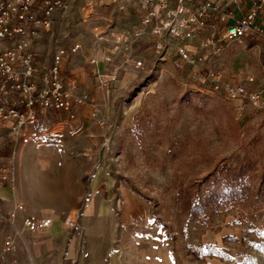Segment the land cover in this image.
<instances>
[{
	"label": "rangeland",
	"instance_id": "rangeland-1",
	"mask_svg": "<svg viewBox=\"0 0 264 264\" xmlns=\"http://www.w3.org/2000/svg\"><path fill=\"white\" fill-rule=\"evenodd\" d=\"M137 14V0H72L62 26L36 41L40 67L51 65L58 46L81 43L80 51L64 65V77L99 103L100 112L89 129H104L98 135L64 137L86 147L69 150L77 160L68 164L69 172L64 173L66 165H61L56 170L63 173L55 181L58 185L44 186V190L64 191L66 183L71 193L74 171L90 169L101 158L97 167L111 177L114 199L124 198L117 201L116 213L103 217L119 223L115 247L124 251V264H163V255L167 257L164 264H176L175 258L180 264H240L247 256L264 264V111L250 107L239 115L222 97L207 94L199 77L210 69L208 61L197 67L162 68L155 53L140 43L136 53L146 59L148 69L129 66L126 45L114 42L113 34L134 28ZM199 45L193 42L194 47ZM99 46L98 62L90 63L95 70L84 71V82L79 83L73 79L74 71L87 63L80 53L88 57ZM221 57L226 80L240 82L255 74L258 81L245 85L251 90L261 87L264 48L250 51L234 45ZM95 71L116 73L117 80L100 88ZM76 107L91 110L89 104ZM54 136H46L41 148L14 146L9 137H0V165L13 167L15 176L9 185L17 183L18 175L26 184L48 182L38 175L28 179V174L56 173L57 166L48 163L47 157L63 151H49L46 146ZM239 173L245 175L240 180L250 185L238 188L239 199L217 211L208 207L192 211L190 218V198L201 202L212 188L229 192L234 174L240 177ZM18 203L25 207L16 217L25 213L20 217L23 223L29 213L25 201ZM41 204L34 200L36 207ZM66 219L73 220L67 213L59 215L63 223ZM191 246L204 258L194 255ZM212 247L220 254H209Z\"/></svg>",
	"mask_w": 264,
	"mask_h": 264
},
{
	"label": "built area",
	"instance_id": "built-area-1",
	"mask_svg": "<svg viewBox=\"0 0 264 264\" xmlns=\"http://www.w3.org/2000/svg\"><path fill=\"white\" fill-rule=\"evenodd\" d=\"M242 0H137L139 22L123 34H113L114 42L124 43L127 62L136 70H146V59L136 53L140 43L151 49L162 68L173 66L183 69L197 67L208 61L210 69L199 77L210 96H220L239 115L250 107L264 111V64L261 68L262 84L255 90L245 83L258 81L248 74L240 82H231L223 76L225 55L234 45L250 48L245 41L262 31L258 22L264 13V0H251V6L241 17L230 10V3L241 11ZM72 0H0V137H9L14 146L34 145L41 148L45 137L60 134L64 129L76 127L80 115L76 105H90L89 115L96 119L100 105L87 98L78 88L65 80L64 65L82 48L81 43L58 46L49 67L39 66L35 43L41 34H51L64 23V13ZM103 40V36H100ZM199 42L194 47L193 42ZM111 60V58H108ZM96 57L88 63H96ZM100 88L117 80L116 73L95 71ZM203 91V90H202ZM54 111L64 117L44 131L43 123ZM1 144V143H0ZM13 167L0 165V187L13 184ZM18 211H25L22 203L9 213L14 222ZM54 219L34 214L23 218V230L31 233L51 228ZM66 225L75 222L66 219ZM14 238L8 236L5 250L13 248Z\"/></svg>",
	"mask_w": 264,
	"mask_h": 264
},
{
	"label": "crops",
	"instance_id": "crops-1",
	"mask_svg": "<svg viewBox=\"0 0 264 264\" xmlns=\"http://www.w3.org/2000/svg\"><path fill=\"white\" fill-rule=\"evenodd\" d=\"M241 3L243 5L242 11L235 3L229 5L230 10L234 11L237 17H241L245 13L252 1L242 0ZM258 22L262 30L260 34L255 33L253 37L245 41L250 51L264 48V13L259 17ZM97 50L95 54H90L88 57L80 53L79 57H84V62L87 63L85 67H81L82 70L74 71L73 79L76 77L75 79L79 83L84 82V71L93 68L88 63V59L96 57L97 62L99 60V54L102 51L100 46ZM93 69L95 70V68ZM75 111L80 115L79 124L76 127L64 129L53 139H49L46 144L49 151H54L51 149L63 151L61 155L56 154L47 157L48 163L57 166L55 171L61 165L62 167L66 165V168L65 166L63 168L65 173L70 169V167L67 168L68 164L74 163L72 160H77V157L72 156L69 150L86 147L80 145L79 141L64 139V137L72 134L73 137H78L77 135L82 133L93 136L94 134H102L104 131L103 126L94 129L95 131L89 129L93 119L88 114L89 111L76 106ZM64 115L62 111L52 112L47 118L48 128L60 122ZM74 129L77 130L73 131ZM83 158L86 159L87 157ZM99 161L93 162L90 169L87 168L82 171L76 169L74 171L70 184L71 193L67 190L66 183H64V191L48 192L44 190V186L58 185V182L55 183V181H60L63 174L60 175L58 171L54 175L43 171L31 175L29 173L28 179L29 176L34 179L36 175L40 179H48V182L39 183L37 186L32 183L26 184L23 181L24 178L18 175L16 184L0 187V264H124L125 261H121L124 251L120 252V248L115 247L119 239V223L103 218L116 213L119 208L117 201L120 202L124 198L118 200L119 196L117 195L114 199L111 177L105 174L102 168L97 167ZM65 179L67 178L65 177ZM49 181H52L51 184ZM80 185L83 188L82 191H80ZM34 200H38L42 204L36 207ZM19 201L26 202V213L42 217H54L51 228L38 233L23 230L20 217L25 213H20L19 217L11 222L8 215ZM63 213L70 215L75 222L74 227H69L59 220V215ZM8 236L14 238L13 248L10 251L5 250V241ZM165 258L167 257L163 255V264ZM170 261L172 262L171 259Z\"/></svg>",
	"mask_w": 264,
	"mask_h": 264
},
{
	"label": "trees",
	"instance_id": "trees-1",
	"mask_svg": "<svg viewBox=\"0 0 264 264\" xmlns=\"http://www.w3.org/2000/svg\"><path fill=\"white\" fill-rule=\"evenodd\" d=\"M240 174V177L235 175L234 174V177L232 179V188L229 192H222V191H219V190H216L215 188H212L211 191L206 194L205 198L203 201L199 202L200 200L198 198H193V200L190 198L189 200V207H188V212H192L194 213V211H197V212H201L203 211L204 209L203 208H207L208 209H219L221 207H224V206H229L231 204H233L234 202V199H239V197L237 196L238 195V188L240 186H243V188H249L250 185L248 183H245L243 181H241L240 179H242L243 176H245L244 174L242 173H239ZM238 174V175H239ZM239 177V178H238ZM193 194H190V197H192ZM194 197V196H193ZM230 207V206H229ZM190 218H192V215L190 213ZM191 252L196 255V256H203L200 251L197 250L196 247H193L191 246ZM211 251L208 252L209 254L211 255H219V251H215V249L210 248ZM206 253V252H205ZM204 258V256H203ZM176 264H180L178 262V259H174ZM240 264H258L257 260H253L251 257L247 256Z\"/></svg>",
	"mask_w": 264,
	"mask_h": 264
}]
</instances>
